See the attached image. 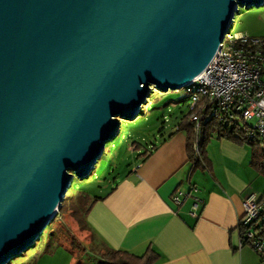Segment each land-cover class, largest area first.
Returning <instances> with one entry per match:
<instances>
[{"label": "water", "instance_id": "95a60500", "mask_svg": "<svg viewBox=\"0 0 264 264\" xmlns=\"http://www.w3.org/2000/svg\"><path fill=\"white\" fill-rule=\"evenodd\" d=\"M264 0H0V264L40 239L75 175L152 86L201 73Z\"/></svg>", "mask_w": 264, "mask_h": 264}, {"label": "crops", "instance_id": "0c3cea01", "mask_svg": "<svg viewBox=\"0 0 264 264\" xmlns=\"http://www.w3.org/2000/svg\"><path fill=\"white\" fill-rule=\"evenodd\" d=\"M171 129L149 139L145 158L137 156L130 172L90 204L82 227L66 228L63 238L54 226L45 242L8 264H98L108 247L135 254L150 247L153 264H264L251 245H239L236 228L244 197H258L264 187L249 146L211 136L207 168L189 174L185 131L168 135Z\"/></svg>", "mask_w": 264, "mask_h": 264}, {"label": "rangeland", "instance_id": "374dc122", "mask_svg": "<svg viewBox=\"0 0 264 264\" xmlns=\"http://www.w3.org/2000/svg\"><path fill=\"white\" fill-rule=\"evenodd\" d=\"M233 15V21L228 27L229 33L264 38V3L239 6ZM190 99L185 87L169 88L163 91L152 86L147 100L140 106V111L133 118L120 119L117 134L105 143L104 151L101 152L89 174L83 177L74 176L70 187L65 191L61 210L58 208V215L53 216L54 218L52 217L42 230L37 244L45 242L49 231L54 226L57 227L56 232L63 238L67 235L66 228L70 232L72 228L75 231L77 226H81L86 207L91 199L105 193L115 184V180L130 172L132 164L138 158L137 151L143 147L136 145V142L148 143L149 139L153 140L154 137L155 140H159L165 131L170 130L173 124L180 120L181 114L187 111ZM237 118L242 122L240 116ZM68 239L66 237V240ZM33 248L29 245L23 254H27ZM21 256L23 255L17 254L9 262L14 263Z\"/></svg>", "mask_w": 264, "mask_h": 264}, {"label": "built area", "instance_id": "2783aa9c", "mask_svg": "<svg viewBox=\"0 0 264 264\" xmlns=\"http://www.w3.org/2000/svg\"><path fill=\"white\" fill-rule=\"evenodd\" d=\"M214 54L203 71L184 85L190 92V107L212 108L214 116L220 119L240 116L264 147V39L228 32ZM190 117L196 120L193 126L196 136L192 142L193 148L198 149L200 117ZM242 203L240 220L243 222L252 220L262 208L255 192L244 197ZM251 235L248 231L247 236ZM260 247L262 244L257 248Z\"/></svg>", "mask_w": 264, "mask_h": 264}, {"label": "trees", "instance_id": "16d2710c", "mask_svg": "<svg viewBox=\"0 0 264 264\" xmlns=\"http://www.w3.org/2000/svg\"><path fill=\"white\" fill-rule=\"evenodd\" d=\"M184 87L185 90L189 92L186 86ZM191 115L200 117L199 126L202 130L199 132V135L197 137L198 149L193 148L192 141L194 139V136H196L193 126L196 120L192 119L190 117ZM240 122L241 121L237 117L232 120H227L224 117L220 119L214 116L212 108L202 109L198 106L190 107L189 105L187 111L181 114L180 120L173 124V128L171 129V132L168 133V135L172 134L175 129L185 131V143L187 144L186 151L189 158V174L193 173L200 167L207 168L208 158L205 154V148L211 136H215L216 138L225 137L227 138V140L236 143L241 142V144L249 146V152H251L249 162L254 166V168L260 175L264 176V147H261L259 140L255 138V135L250 133L248 127H246V124L243 123L244 121H242L241 123ZM136 145H142L144 147V149H142V147L137 151V156L144 159L151 148H148L146 143L140 144L136 142ZM113 187L114 185H112L111 188L105 193L94 196L87 205L85 212L89 211V206L91 203L101 197H104L110 190L113 189ZM256 201L259 202L262 206V208L258 210L257 216H255L248 222L239 220V222L236 224V228L239 234V244L251 245L252 248L260 254L262 261L264 260V187L259 196L256 197ZM62 204L63 201L59 206L60 210L62 208ZM248 231L252 232L251 236H247ZM53 232L54 230L51 229L48 235H53ZM259 244H262V247L257 248ZM157 258V252L150 247L147 250L142 251L140 254L132 253V251L129 249L127 250L119 247H108L104 249L100 254V261L98 262V264H153Z\"/></svg>", "mask_w": 264, "mask_h": 264}, {"label": "bare ground", "instance_id": "6f19581e", "mask_svg": "<svg viewBox=\"0 0 264 264\" xmlns=\"http://www.w3.org/2000/svg\"><path fill=\"white\" fill-rule=\"evenodd\" d=\"M198 75V73L196 74V76ZM196 76L195 77H193L192 79H194V78H196Z\"/></svg>", "mask_w": 264, "mask_h": 264}]
</instances>
